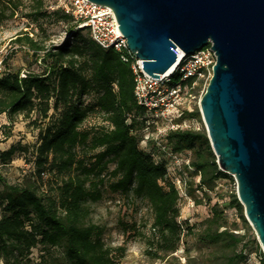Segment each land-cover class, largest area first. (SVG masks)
I'll use <instances>...</instances> for the list:
<instances>
[{
  "label": "trees",
  "instance_id": "1",
  "mask_svg": "<svg viewBox=\"0 0 264 264\" xmlns=\"http://www.w3.org/2000/svg\"><path fill=\"white\" fill-rule=\"evenodd\" d=\"M2 1L0 25L21 7L20 0ZM44 1L32 0L28 17H45ZM53 16L70 25L72 42L45 48L28 34L20 36L15 44L27 47L47 68L44 74L24 77L4 69L0 77V116L11 125L22 117L39 130L33 176L16 185L0 172V262L30 264L32 251L40 247L43 264H118L117 254L125 249L106 246L104 228L90 220L91 205L102 200L108 184L114 194L148 203L153 223L145 254L151 259L165 260L192 237L208 250V264H246V238L239 231L251 226L235 191L212 203L219 182L232 178L219 169L205 127L194 126L203 123L198 106L181 110L177 122H188L189 128L155 139V124L134 95L131 60L100 48L88 28H77L72 15L57 9ZM87 96H94V102L85 104ZM91 119L102 125L85 128ZM151 128L154 133L142 134ZM18 152L27 149L13 145L2 152L1 166ZM169 153L189 164L170 173ZM175 178L182 181L185 196ZM187 196L208 208L199 225L180 221L179 203ZM229 211L237 213L239 222L229 220ZM126 232L145 237L135 224ZM259 258L264 264L261 249Z\"/></svg>",
  "mask_w": 264,
  "mask_h": 264
},
{
  "label": "water",
  "instance_id": "2",
  "mask_svg": "<svg viewBox=\"0 0 264 264\" xmlns=\"http://www.w3.org/2000/svg\"><path fill=\"white\" fill-rule=\"evenodd\" d=\"M115 14L129 51L153 79L178 52L213 44L217 64L199 111L219 169L264 253V0H89Z\"/></svg>",
  "mask_w": 264,
  "mask_h": 264
},
{
  "label": "rangeland",
  "instance_id": "3",
  "mask_svg": "<svg viewBox=\"0 0 264 264\" xmlns=\"http://www.w3.org/2000/svg\"><path fill=\"white\" fill-rule=\"evenodd\" d=\"M2 2L0 0V8ZM19 3L21 7L16 15L0 25V62L2 61V68L10 73H19L21 77L29 73L44 74L47 68L46 64L40 59H36L27 47L15 44L16 38L28 34L45 48H56L65 42H72L69 32L70 25L53 16L55 10L50 7L57 5L55 0L44 1L46 15L39 20L28 17L34 8L32 0H20ZM208 85L209 82L204 81L199 92L206 91ZM92 102H94V96L84 98L85 104ZM100 125H102L100 120L91 119L85 124V128L89 129L92 126ZM194 126L201 128L204 124L196 121ZM151 133H154L153 128L142 134L149 136ZM38 134L39 130L29 126L22 117L17 118L11 125L5 116H0V154L13 145H20L27 149L26 153L18 152L7 166H1L0 162V172L8 183L21 184L26 177L33 176L35 150L39 145ZM154 138L156 139L155 134ZM158 139L160 140V138ZM141 148H144V145ZM113 168L114 166H111V169ZM185 178L189 179V174H186ZM231 178L232 180L226 179L219 182L216 193L211 195L212 203L218 201V196H228L231 192H236V181L232 176ZM198 180L195 178L196 183ZM102 196L100 202L91 205L90 220L104 228L103 240L106 246L113 249H125L123 254H117L118 264H208L206 261L208 250L201 248L192 237L184 238L179 251L165 260L151 259L145 254L147 249L146 238L151 237L153 223V215L148 203L114 194L110 191L108 184L102 189ZM227 200L228 197H225L220 203ZM179 206L181 208L180 221L182 223L187 222L190 226L199 225L208 216L207 206L195 205L188 196L181 198ZM1 212L0 208V216ZM227 216L231 222H239L235 211H229ZM131 224H135L145 237L134 235L128 237L127 226ZM239 232L246 238L248 254L246 264H261L259 249L262 250V248L253 229L251 228L250 231L241 229ZM54 252L56 256L59 255L58 251ZM42 254L40 247L34 249L30 256V264H43L40 259ZM0 264L2 263L0 262Z\"/></svg>",
  "mask_w": 264,
  "mask_h": 264
},
{
  "label": "built area",
  "instance_id": "4",
  "mask_svg": "<svg viewBox=\"0 0 264 264\" xmlns=\"http://www.w3.org/2000/svg\"><path fill=\"white\" fill-rule=\"evenodd\" d=\"M52 10L61 9L64 13L73 16L78 22L77 28H88L92 40L103 50L114 49L125 54L124 60L132 62L135 89L134 95L137 103L145 108L155 124L156 139L164 137L171 130L186 129L188 122L178 123L181 110L198 106L205 91L200 93L201 84L209 82L213 76V68L217 64V55L213 44L209 42L206 47L192 55L183 53L179 57L173 70L153 79L143 70L142 61L137 59L128 49L127 40L121 35L116 17L112 9L90 2L89 0H55ZM0 77L3 72L2 61ZM193 103V104H191ZM160 146V144H159ZM165 148H163L164 150ZM169 172L180 169L189 161L172 154ZM174 183L185 196V188L179 178Z\"/></svg>",
  "mask_w": 264,
  "mask_h": 264
},
{
  "label": "bare ground",
  "instance_id": "5",
  "mask_svg": "<svg viewBox=\"0 0 264 264\" xmlns=\"http://www.w3.org/2000/svg\"><path fill=\"white\" fill-rule=\"evenodd\" d=\"M180 54H179V57H181V55L183 54V52L179 51ZM173 70V68L169 71V73Z\"/></svg>",
  "mask_w": 264,
  "mask_h": 264
}]
</instances>
